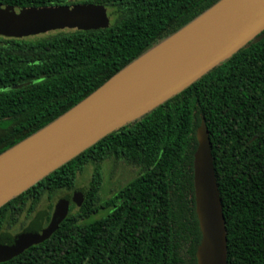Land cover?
Instances as JSON below:
<instances>
[{
    "label": "trees",
    "instance_id": "1",
    "mask_svg": "<svg viewBox=\"0 0 264 264\" xmlns=\"http://www.w3.org/2000/svg\"><path fill=\"white\" fill-rule=\"evenodd\" d=\"M219 0H80L111 8L114 24L24 39L0 36V153L74 107ZM66 0H0L49 7ZM205 120L227 237V264H264V38L153 111L110 133L0 207V235L44 212L41 199L87 192L45 240L0 264H196L195 131ZM139 169L100 206V163ZM72 198V197H71ZM78 208L72 212V206ZM99 209L107 214L94 218Z\"/></svg>",
    "mask_w": 264,
    "mask_h": 264
},
{
    "label": "water",
    "instance_id": "2",
    "mask_svg": "<svg viewBox=\"0 0 264 264\" xmlns=\"http://www.w3.org/2000/svg\"><path fill=\"white\" fill-rule=\"evenodd\" d=\"M69 13L79 14L84 20L81 27L63 19ZM108 26L106 8L100 5L15 7L0 4V36L4 38L24 39L66 28L96 30ZM263 38L264 0H219L67 112L0 153V207L102 138L138 121L179 94L249 43ZM171 55L174 56L170 64L161 72L130 85L122 95L107 98L103 95L144 62L148 61L146 66ZM195 137L193 191L200 231L196 264H227L225 219L203 118ZM86 192V188H81L74 190L72 199L70 195L60 198L45 227V214L41 212L19 233L1 234L0 261L47 239L66 217L70 202L81 201Z\"/></svg>",
    "mask_w": 264,
    "mask_h": 264
},
{
    "label": "rangeland",
    "instance_id": "3",
    "mask_svg": "<svg viewBox=\"0 0 264 264\" xmlns=\"http://www.w3.org/2000/svg\"><path fill=\"white\" fill-rule=\"evenodd\" d=\"M79 1V0H75ZM104 7V6H103ZM111 8H106V15L109 18V26L114 24L115 22V16H113ZM65 20H68L70 24L77 23L78 27H81L83 24V19L79 16V14L71 16L70 13L67 17L63 18ZM68 31H75L73 28H66L59 31L49 32L47 34L38 35L35 37H44L49 36L51 34H56L58 32H68ZM32 38V37H30ZM101 174H102V183L101 187L98 193V201L97 205H101L106 199L110 198L121 186H123L125 183L133 179L137 176L139 173V169L133 165L128 164L123 159H115L113 157H108L104 159L101 163ZM93 172V165H86L84 169L77 174L76 181H75V187L73 190H60L57 191L51 200L47 199L46 196H44L39 205V210H45L47 206L51 203L53 206L55 203L62 198L65 195H71L74 190H78L81 188H87L89 181L91 179V175ZM77 206L74 204L72 206V212H75L77 210ZM52 212V211H51ZM50 212V214H51ZM108 210L105 209H99L98 212L94 215V218H98L100 216H103L107 214ZM33 218V217H32ZM31 218V219H32ZM31 219H26V217L23 215L20 218V221H24L27 224L30 222ZM19 230L18 226H15L8 230L11 234L16 233Z\"/></svg>",
    "mask_w": 264,
    "mask_h": 264
},
{
    "label": "bare ground",
    "instance_id": "4",
    "mask_svg": "<svg viewBox=\"0 0 264 264\" xmlns=\"http://www.w3.org/2000/svg\"><path fill=\"white\" fill-rule=\"evenodd\" d=\"M174 55L168 56L165 59H164L165 56H163L159 60H156L153 63L146 66L145 64L148 61L144 62L142 65L138 66L137 68L132 70L127 76H125L122 79V81L118 82L110 89H107L103 95H105V98L111 95H115V96L122 95L126 91V89L130 87V85L136 82L145 81L148 78L152 77L156 72H161V69H164L165 67H167L168 64H170L171 62L170 59Z\"/></svg>",
    "mask_w": 264,
    "mask_h": 264
},
{
    "label": "flooded vegetation",
    "instance_id": "5",
    "mask_svg": "<svg viewBox=\"0 0 264 264\" xmlns=\"http://www.w3.org/2000/svg\"><path fill=\"white\" fill-rule=\"evenodd\" d=\"M80 1V0H79ZM78 1H75V0H66V2L65 3H63L62 5H55V6H84V5H90V4H78L77 3ZM52 35V34H51ZM74 192V191H73ZM73 192H72V194H73ZM72 194L70 195L71 197H72ZM72 199V198H71ZM72 202V201H71ZM70 202V203H71ZM70 205V204H69ZM53 211V210H52ZM51 214H52V212H51ZM51 214H50V217H51ZM50 220V219H49ZM49 222V221H48ZM48 222H45V220H44V227L48 224ZM27 226V224L22 228V229H19L16 233H14V234H11L10 232H8L7 231V233H9V234H11V235H15V234H17V233H19L20 231H22L25 227Z\"/></svg>",
    "mask_w": 264,
    "mask_h": 264
}]
</instances>
